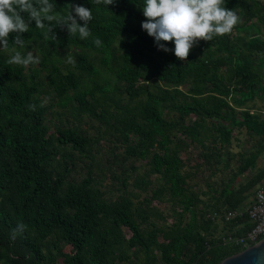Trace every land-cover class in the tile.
Here are the masks:
<instances>
[{
	"label": "trees",
	"instance_id": "trees-1",
	"mask_svg": "<svg viewBox=\"0 0 264 264\" xmlns=\"http://www.w3.org/2000/svg\"><path fill=\"white\" fill-rule=\"evenodd\" d=\"M50 2L61 16L68 4L91 9V35L81 39L52 22L50 40L33 20L20 36L40 49L37 66L8 64L13 55L0 48V264H219L242 250L222 239L251 226L246 214L224 215L243 210L264 179L263 166L236 180L264 153V114L244 106L264 76V0H225L241 22L199 41L183 61L142 30L144 0ZM15 36L9 48L19 46ZM61 50L74 55L72 67L61 65ZM136 84L143 86L131 91ZM234 128L255 135L257 148L241 155L219 189L196 190L183 154L195 146L203 166L228 168ZM108 137L109 163L120 168L118 175L108 167L114 187L93 154ZM136 160L145 171L131 179L123 165L136 171ZM21 223L24 232L11 239Z\"/></svg>",
	"mask_w": 264,
	"mask_h": 264
},
{
	"label": "clouds",
	"instance_id": "clouds-1",
	"mask_svg": "<svg viewBox=\"0 0 264 264\" xmlns=\"http://www.w3.org/2000/svg\"><path fill=\"white\" fill-rule=\"evenodd\" d=\"M106 6L114 4V0H96ZM67 15L55 12L56 5L50 0H0V47L7 48L9 34L16 33L13 44L24 46L20 34L28 32L29 23L35 21V26L44 31L50 40H56L53 23L67 28L69 35L79 34L81 39L91 35L89 22L92 20L91 9L80 4H68ZM146 18L141 24L142 30L152 37L159 51H172L174 56L183 61L199 41H212L214 37L231 34L241 22L238 10L227 9L225 0H144L142 7ZM21 13L28 14V20L22 18ZM78 21L83 22V26ZM46 22H48L46 24ZM51 34V35H50ZM163 42V43H161ZM174 43V49L165 45ZM93 43L99 47L102 41L97 37ZM14 51V55L7 61L14 65H37L40 58L30 51L26 55ZM74 58L68 63L74 64ZM29 110L35 111L34 105ZM25 230L24 224H18L11 231V239L15 240Z\"/></svg>",
	"mask_w": 264,
	"mask_h": 264
},
{
	"label": "rangeland",
	"instance_id": "rangeland-1",
	"mask_svg": "<svg viewBox=\"0 0 264 264\" xmlns=\"http://www.w3.org/2000/svg\"><path fill=\"white\" fill-rule=\"evenodd\" d=\"M116 47L119 49L118 44H116ZM3 52L9 55H14V49L15 51L20 52L22 55H26L28 52H32L34 56L41 57V51L39 48H37L35 45L32 44H25L22 48L20 46L12 47V48H2ZM61 65L65 67H72V64L68 63L65 58H74V55L67 53L65 50H61ZM37 66V65H36ZM142 84H136L132 85L129 89L131 91H139L142 88ZM182 89H187V85L182 86ZM260 95L263 99H256L253 97L251 100H248L245 102L244 106L247 109H250L252 111L264 114V83H262V86L260 88ZM48 99L45 98L46 103ZM92 124L88 122L87 124H84L83 127L87 128L89 133H94L95 129L94 126H91ZM93 127V128H92ZM110 138V137H108ZM257 137L253 135L250 132H247L245 128H234L231 136L230 145L227 146V149L229 150V155H231V160H229V166L228 168H222V164L220 165H212L210 167L203 166L202 161L197 158L195 155L199 152V149L197 147H193L188 150L183 155L185 156V167L183 169V173H191V177L189 179V183L191 185L195 186V189L198 191H208V184H210L213 188L219 189L221 185V181H227L229 178L232 177V173L236 170V168L239 165L240 157L241 155L247 153L248 151H254L257 148ZM114 141L113 138L100 140L98 144L94 146L95 150L93 151V154L96 156V162H99L101 165L102 170L105 174V185L106 186H116L117 181L115 179H112L109 175L110 172L108 171V167L111 164L112 165V171H116V174L120 175V168L118 165H115L113 163H109V161L112 160V157L110 156V149L114 147ZM122 148L118 146L116 149V152H120ZM224 153H226L224 151ZM225 156V155H224ZM87 160L85 158H81L80 161L77 163V169H80L83 164ZM129 163L126 162L123 167L127 170L128 174L131 176V179H133L135 176H142L145 171L144 167V161L136 160L133 161L132 164L134 167H136V171H132L129 167ZM264 166V153H261L260 157L257 160V164L255 167L251 168L248 173H246L243 176L238 177L237 183L246 181L248 178H250L259 168ZM81 171V170H80ZM213 171H215L213 174H211ZM134 190V189H133ZM139 197H143V193H140ZM203 199H207V195L202 196ZM160 211H162L163 214L168 213V204L162 203L159 205Z\"/></svg>",
	"mask_w": 264,
	"mask_h": 264
},
{
	"label": "built area",
	"instance_id": "built-area-1",
	"mask_svg": "<svg viewBox=\"0 0 264 264\" xmlns=\"http://www.w3.org/2000/svg\"><path fill=\"white\" fill-rule=\"evenodd\" d=\"M243 213L246 214L251 226L242 235L223 237V243H229L244 249L264 238V179L255 188L243 210H230L225 213L224 218L228 221L237 216H242Z\"/></svg>",
	"mask_w": 264,
	"mask_h": 264
},
{
	"label": "water",
	"instance_id": "water-1",
	"mask_svg": "<svg viewBox=\"0 0 264 264\" xmlns=\"http://www.w3.org/2000/svg\"><path fill=\"white\" fill-rule=\"evenodd\" d=\"M219 264H264V238L224 258Z\"/></svg>",
	"mask_w": 264,
	"mask_h": 264
},
{
	"label": "crops",
	"instance_id": "crops-1",
	"mask_svg": "<svg viewBox=\"0 0 264 264\" xmlns=\"http://www.w3.org/2000/svg\"><path fill=\"white\" fill-rule=\"evenodd\" d=\"M261 86H262V83H264V76L262 77V79H261ZM260 89L258 90V93L257 94H255L253 97H255L256 99H263L262 97H261V95H260ZM251 100V99H250ZM251 101H253V100H251ZM254 102V101H253ZM264 104V103H263ZM252 111V110H251ZM252 112H255V111H252Z\"/></svg>",
	"mask_w": 264,
	"mask_h": 264
}]
</instances>
